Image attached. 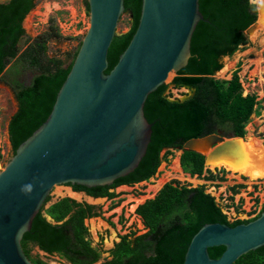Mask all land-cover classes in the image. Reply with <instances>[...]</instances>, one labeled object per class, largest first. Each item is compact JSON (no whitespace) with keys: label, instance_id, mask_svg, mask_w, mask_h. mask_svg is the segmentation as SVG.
Returning <instances> with one entry per match:
<instances>
[{"label":"water","instance_id":"water-1","mask_svg":"<svg viewBox=\"0 0 264 264\" xmlns=\"http://www.w3.org/2000/svg\"><path fill=\"white\" fill-rule=\"evenodd\" d=\"M11 2L0 0L1 5ZM87 2L90 28L49 118L0 172V264H32L22 240L55 187L109 186L140 167L153 141V125L145 113L147 101L167 86L170 76L188 66L194 32L201 22L207 23L200 12V0H144L137 33L105 74L113 38L127 34L116 33L126 11L123 0ZM255 4L258 19L245 31L248 39L264 29V0ZM28 16L22 23L27 35ZM0 87L15 109L11 125L20 112V102L13 87L1 79ZM185 89L188 95L180 98L169 97L167 91L164 96L170 102H185L196 93L195 87ZM244 140L211 135L191 140L178 151L202 156L205 170L214 173L226 167L240 170L247 166L241 145ZM132 244L135 247L136 238ZM219 247L224 252L213 259L209 249ZM263 247L264 212L235 227L204 225L191 240L183 264H235Z\"/></svg>","mask_w":264,"mask_h":264},{"label":"trees","instance_id":"trees-1","mask_svg":"<svg viewBox=\"0 0 264 264\" xmlns=\"http://www.w3.org/2000/svg\"><path fill=\"white\" fill-rule=\"evenodd\" d=\"M143 2L123 0L124 11L130 14L132 26L129 33L113 38L107 52L105 74L112 70L119 55L137 33ZM86 3L88 6L87 0ZM199 5L207 23L198 25L192 38V57L188 66L173 81L177 88L195 87V96L185 102H170L164 96L168 86L160 87L146 104V117L153 125V141L140 167L109 186L88 189L67 185L74 192H83L94 200H111L115 195L110 190L119 186H134L154 178L166 159L161 157L165 150H182L187 142L220 131L225 139L245 138L246 126L257 113L256 96H243L238 73L230 81L216 80L212 76L223 68L224 57H232L241 46L248 44L245 31L257 22V5L250 0H200ZM34 6L35 0H13L9 5L0 4V79L4 80L6 67L14 59L40 72L29 85L15 82L20 112L10 125L13 154L49 118L79 51L69 65L57 57H50L48 38H60L58 32L52 30L47 37L33 40L19 55V44L25 36L22 23ZM180 162L183 171L191 176L201 177L205 171V158L195 153L184 152ZM207 172L210 175L205 180L216 178L210 170ZM50 200L48 197L43 209L34 218L30 232L22 240L23 250L32 264H45L30 256L32 246L48 255L59 254L72 264L97 263L100 253L92 246L85 221L100 214L95 208L78 204L70 198L45 209ZM137 213L151 229V234L138 237L135 247L127 236L121 237L110 251L111 259L100 264H183L191 240L204 225L220 223L235 227L254 221L261 215L248 221L230 222L203 186L188 188L180 186L177 181L166 184L155 200L139 207ZM223 252V247L209 249L213 259L220 258ZM235 264H264V247L241 257Z\"/></svg>","mask_w":264,"mask_h":264},{"label":"rangeland","instance_id":"rangeland-1","mask_svg":"<svg viewBox=\"0 0 264 264\" xmlns=\"http://www.w3.org/2000/svg\"><path fill=\"white\" fill-rule=\"evenodd\" d=\"M258 1L250 0L254 5ZM27 19L30 31L19 44V55L37 37H47L52 29L58 32L60 38L58 41H55L56 38H48V55L63 60L66 65L73 61L90 28V13L86 0H35V6ZM131 26L130 14H123L118 21L116 33H128ZM248 40V44L241 46L232 57L223 58V68L216 74L215 79L230 81L234 74L238 73L243 96H256L257 113L251 117L246 126L245 140H253L257 144L260 141L262 142L260 145H264V29ZM39 73L28 64L14 59L7 65L4 77L8 82L17 81L29 85L32 78ZM176 77L177 74L174 73L166 81L167 95L171 98H180L188 94L185 88H176L173 85ZM14 113L11 98L0 87V172L14 155L9 135L10 121ZM161 157L166 159L162 161L160 170L154 178L134 186H124V188L119 186L110 190V193L115 195L111 200L107 198L93 200L83 192L74 193L69 186H57L49 196L51 200L45 209H49L66 197L78 204L95 208L100 216L85 221L90 231L92 246L100 253V259L95 264L111 259L110 251L121 237L127 236L131 240L148 234L145 221L138 215L137 210L147 202L155 200L162 188L172 181H177L180 186L188 188L203 186L206 193L215 198L217 205L222 208L230 222L248 221L261 213L264 206V181L261 183L260 180L254 181L241 175L239 172L244 171V168L233 170L231 167H226L222 169L223 177L219 175V179L208 181L205 180V177L210 175L207 170L201 177L191 176L183 171L180 162L182 152L167 150ZM237 173L239 174L236 175ZM221 177L224 180H221ZM242 177L246 178L245 182L241 181ZM30 256L42 260L45 264H72L59 254L48 255L33 246Z\"/></svg>","mask_w":264,"mask_h":264},{"label":"bare ground","instance_id":"bare-ground-1","mask_svg":"<svg viewBox=\"0 0 264 264\" xmlns=\"http://www.w3.org/2000/svg\"><path fill=\"white\" fill-rule=\"evenodd\" d=\"M47 8L49 9V6ZM260 143L262 142L259 141L257 144L248 139L241 143L243 152L247 157V166L244 167V171L239 173L254 181L264 179V145H260ZM121 187L124 188V186Z\"/></svg>","mask_w":264,"mask_h":264},{"label":"flooded vegetation","instance_id":"flooded-vegetation-1","mask_svg":"<svg viewBox=\"0 0 264 264\" xmlns=\"http://www.w3.org/2000/svg\"><path fill=\"white\" fill-rule=\"evenodd\" d=\"M13 1V0H12ZM11 4V3H10ZM25 32V31H24ZM52 33V29L50 30V34ZM25 35H27L26 34V32H25ZM40 37H42V38H44V36H40ZM55 39V38H54ZM217 73H219V71L217 72ZM217 73H215L212 77L215 79V76H216V74ZM3 78H4V80L1 78V80H3V81H5L7 84H9L11 87H13V89L15 90V88H16V83L15 82H17V81H15V82H8V80H7V78L6 77H4V74H3ZM217 80V79H216ZM20 84H22L21 82H19ZM188 87H191V86H189V85H187ZM187 86H184V87H180V88H185V87H187ZM177 88V87H176ZM196 89V88H195ZM16 92V91H15ZM196 94V93H195ZM17 95V94H16ZM188 95V94H187ZM18 98V97H17ZM19 101V100H18ZM257 111V110H256ZM215 136H218V137H222V138H224V136H223V133H222V131H220V132H217V134H214ZM225 139V138H224ZM224 171V170H223ZM222 170H217L216 172H215V179H219L218 177H219V175L220 176H222L223 177V175H222V172H223ZM221 177V178H222ZM214 179V180H215ZM211 181H213V180H211ZM241 181L242 182H245L246 181V178H244V177H242L241 178ZM264 181V179H260V182L262 183ZM242 185H243V183H241ZM264 207V206H263ZM262 214V213H261ZM110 225V224H109ZM112 226V225H111ZM147 227V226H146ZM148 228V227H147ZM148 230H149V232H148V234H151V229L150 228H148ZM153 238V237H152ZM132 239H135V238H132ZM132 239H131V242H132ZM120 241V240H119ZM136 242H137V238H136ZM115 245V244H114ZM114 245H113V248H114ZM136 245V244H135Z\"/></svg>","mask_w":264,"mask_h":264}]
</instances>
